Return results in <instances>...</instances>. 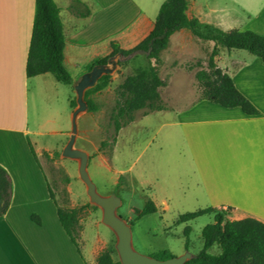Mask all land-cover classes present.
Listing matches in <instances>:
<instances>
[{
  "label": "crops",
  "instance_id": "0c3cea01",
  "mask_svg": "<svg viewBox=\"0 0 264 264\" xmlns=\"http://www.w3.org/2000/svg\"><path fill=\"white\" fill-rule=\"evenodd\" d=\"M165 1L54 0L65 35L66 69L72 77L71 69H79L82 79L95 59L112 53V43L123 50L134 49L153 31ZM188 3L190 19L232 30L224 28L222 19L213 22V10L197 0ZM35 15L36 0H0V165L12 181L11 204L0 217V264H96L104 250L101 240L88 243L83 235L78 240L79 253L67 236L58 216L61 203L41 157L46 145L31 138L44 133L31 127L30 82L42 83L45 78L43 83L57 86L58 82L53 74L48 78V74L27 76ZM258 18L263 19L261 30L256 31L264 36V6ZM216 46L186 29L170 37L160 60L152 61L167 81L161 89L162 101L121 129L110 165L118 179L127 180L122 190L142 192L158 211L215 209L229 212L232 221L255 218L264 222V64L258 57L238 60L231 52L239 50L217 46L218 67L232 77L258 115L202 100L201 92L193 88L194 71L200 68L199 62L202 70H208ZM120 57L111 58L109 65L115 62L116 69ZM168 69L172 76L166 80L163 72ZM193 78L192 83L189 79ZM186 93L193 96L181 106L177 101L188 100ZM154 119L159 125L140 155L139 167L135 161L119 168L122 144L127 140L131 147L137 132L149 129ZM47 133L58 135L62 131L51 129ZM128 153L127 147L122 155ZM34 215L41 224L32 219Z\"/></svg>",
  "mask_w": 264,
  "mask_h": 264
},
{
  "label": "rangeland",
  "instance_id": "374dc122",
  "mask_svg": "<svg viewBox=\"0 0 264 264\" xmlns=\"http://www.w3.org/2000/svg\"><path fill=\"white\" fill-rule=\"evenodd\" d=\"M197 2L213 10V22H218L217 19L225 21L223 24L225 29L250 30L256 33H258L256 30H261L259 26L263 18L258 17L264 6V0H197ZM231 53L238 60L250 61L257 59V56L245 50L232 51ZM148 65L149 60L144 54H135L130 57L121 56L117 61L116 69L115 62L110 65L108 63L107 67L112 70L111 84L106 89L91 96L99 105V111H83L78 115L77 120L78 133L74 148L85 151L89 155L88 172L97 187V192L104 197L116 195L122 199L123 204L118 209V215L126 222L129 219L134 220L140 215L148 199L140 191L126 192L122 190L124 186H127V182L126 184L122 183L117 188L119 176L113 166L110 165L112 160L110 156L111 153L113 156L112 150L114 151L116 145L113 148L112 140L115 137V128L110 116L118 99L117 89L119 85L123 83L127 75L133 74L138 68L147 67ZM199 67V69L197 68L194 71L195 84H193V88L201 92L202 98L203 93L213 86L214 79L210 74L209 68L208 70H202L201 62H199ZM114 69L115 71H113ZM71 70L73 72V86L58 82H56L57 86L43 83L46 82V78L42 83H39L38 80L30 82L29 114L31 127L36 133H44L43 136L35 134L31 138L37 143L46 145L41 157L61 206L66 208L74 206V208L79 209L90 204L97 207H87L82 210L80 215V239L84 235V238L89 240L88 243H91L98 238L101 240L104 250L106 248L116 249L118 242L116 234L103 224V210L91 203L87 194V186L80 178V161L63 155V151L72 134V115L78 108L77 104V108L72 110L70 100L77 99L75 88L81 80L79 69ZM48 75L47 78L53 77L52 74ZM170 76H172L170 69L163 72V77L166 80H169ZM194 78L189 79L190 82L193 83ZM196 79L199 80V84L196 83L198 82ZM185 96L189 97L188 100L177 101L181 106L189 103L193 94L186 93ZM142 116H144L143 112L136 113L135 120ZM50 119L53 120V123H47ZM140 123L138 125L142 126ZM158 125L159 121L154 119L149 129H140L137 132L136 141L131 147L125 140L121 146L119 168H127L135 161L137 167H139L140 155L144 147L155 136ZM51 129L61 130L62 133L50 135L47 132ZM67 132L68 134L65 135L64 133ZM103 141L109 142L108 147L105 149H101ZM127 147L130 148V153L123 156L122 152ZM186 213L189 212L174 210L165 212L159 210L155 214L143 216L135 221L132 227L135 250L154 258L157 253L162 251H169L174 257H180L187 252L185 230L190 227L189 252L192 255H197L204 247L202 231L206 226L214 224V215H204L188 223L177 224L180 215ZM209 252L220 254L221 249L216 245ZM114 258L115 260H120L117 250Z\"/></svg>",
  "mask_w": 264,
  "mask_h": 264
},
{
  "label": "trees",
  "instance_id": "16d2710c",
  "mask_svg": "<svg viewBox=\"0 0 264 264\" xmlns=\"http://www.w3.org/2000/svg\"><path fill=\"white\" fill-rule=\"evenodd\" d=\"M188 0H166L156 18L151 34L132 50H123L117 43H112V53L104 58L95 59L87 68V72L96 66H106L116 55L129 57L144 54L149 60L147 67L138 68L133 74L125 77L117 89L118 99L112 110L110 120L115 128L112 140L113 148L121 129L135 121L136 113L147 115L157 104L161 103V89L167 86L159 74L157 66L152 61L160 60V53L167 48L170 37L178 30H189L202 40H209L222 45L229 51L245 50L260 58L264 64V36L254 31L233 29L223 31L211 24L200 22L197 18L187 16ZM217 46L213 49L208 63L210 74L214 79L213 86L205 91L202 100L218 104L224 108H240L250 116L259 114L258 109L236 88L231 76L220 69L216 63ZM65 35L60 18V10L54 0H36V15L33 34L27 61V76L29 78L44 74H53L58 82L74 85L70 72L64 65ZM112 82V75H103L97 84L85 92L88 112H98L99 105L91 98L92 95L106 89ZM71 108H77V99L70 100ZM109 142L103 141L101 149L108 147ZM112 148V149H113ZM113 152V150H112ZM112 157V153L111 156ZM126 178L120 177L117 188L126 184ZM54 186V185H53ZM12 200V181L7 170L0 165V217L4 216ZM87 207L97 208L90 204L77 208L60 207L59 221L73 244L79 250L81 212ZM158 208L152 200H148L143 211L134 220L127 221L134 226L135 221L143 216L155 214ZM204 215H214V224L206 226L202 231L203 249L194 255L186 264H264V222L255 218L230 220L229 212L207 209L200 212L181 215L177 224L188 223ZM32 219L41 224L39 217ZM191 228L187 227L185 247L190 249L189 235ZM216 245L220 254L209 252ZM80 253V250H79ZM115 248L103 250L96 264H121L115 260ZM174 256L169 251L156 254L161 261Z\"/></svg>",
  "mask_w": 264,
  "mask_h": 264
},
{
  "label": "water",
  "instance_id": "95a60500",
  "mask_svg": "<svg viewBox=\"0 0 264 264\" xmlns=\"http://www.w3.org/2000/svg\"><path fill=\"white\" fill-rule=\"evenodd\" d=\"M107 65L94 67L90 73L82 77L75 88L78 108L73 112L72 134L70 141L63 151V155L67 158L78 159L80 161L79 174L81 180L87 186V194L90 201L103 210V224L109 227L118 238L116 250L121 264H186L194 256L189 251L180 257L161 261L154 257L143 255L135 250L133 246L132 226L118 215L122 199L116 195L104 197L97 192V187L88 172L89 155L85 151L74 148L78 133V115L87 110L85 92L95 86L102 75L112 73V70Z\"/></svg>",
  "mask_w": 264,
  "mask_h": 264
}]
</instances>
